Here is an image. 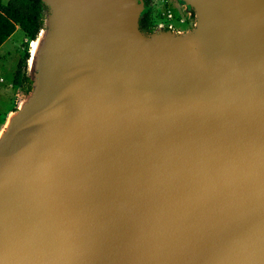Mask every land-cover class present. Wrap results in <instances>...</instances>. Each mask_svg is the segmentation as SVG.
I'll list each match as a JSON object with an SVG mask.
<instances>
[{
    "label": "water",
    "instance_id": "water-1",
    "mask_svg": "<svg viewBox=\"0 0 264 264\" xmlns=\"http://www.w3.org/2000/svg\"><path fill=\"white\" fill-rule=\"evenodd\" d=\"M40 1L0 264H264V0H182L193 28L150 33L142 0Z\"/></svg>",
    "mask_w": 264,
    "mask_h": 264
},
{
    "label": "rangeland",
    "instance_id": "rangeland-1",
    "mask_svg": "<svg viewBox=\"0 0 264 264\" xmlns=\"http://www.w3.org/2000/svg\"><path fill=\"white\" fill-rule=\"evenodd\" d=\"M186 8L188 10L185 13L184 10ZM143 11L150 12L153 25L157 27L156 30H168L167 28L170 26L169 30L172 32H187L194 25V17L191 16L192 12L188 7L184 6L182 0H149V5L143 7L141 13ZM168 12L172 17L169 20L165 18ZM30 44L31 42H27L23 32L17 28L10 38L0 46V132L2 131L3 133L4 130L2 129L7 117L6 115L13 109L12 105L16 109L26 97V94L19 88L12 86V80L17 63L26 48L29 50V57L31 59ZM30 59L27 61L25 74L32 80L34 69L28 65Z\"/></svg>",
    "mask_w": 264,
    "mask_h": 264
},
{
    "label": "trees",
    "instance_id": "trees-1",
    "mask_svg": "<svg viewBox=\"0 0 264 264\" xmlns=\"http://www.w3.org/2000/svg\"><path fill=\"white\" fill-rule=\"evenodd\" d=\"M145 7L149 0H143ZM45 6L40 0H0V46L14 33L16 26L23 32L27 42L34 41L43 27ZM139 30L151 32L154 28L150 12L143 11L139 15ZM27 47V45H26ZM29 50H24L17 63L12 86L19 88L24 94L31 90V81L25 74ZM15 108L10 110L14 111Z\"/></svg>",
    "mask_w": 264,
    "mask_h": 264
},
{
    "label": "bare ground",
    "instance_id": "bare-ground-1",
    "mask_svg": "<svg viewBox=\"0 0 264 264\" xmlns=\"http://www.w3.org/2000/svg\"><path fill=\"white\" fill-rule=\"evenodd\" d=\"M45 39V33L43 31L39 32L36 40L32 41L30 46H31V59H30V63L32 62L33 58L35 57L39 47H40V44L42 41H44ZM31 98V97H30ZM25 98L24 100H22V102L18 105L17 107V113H8L7 114V117H6V120H5V123L3 125V129L5 131V129H8L11 127L12 123L14 122V120L16 118H18L29 106H30V103L32 102L33 98ZM2 135V131L0 132V136Z\"/></svg>",
    "mask_w": 264,
    "mask_h": 264
},
{
    "label": "flooded vegetation",
    "instance_id": "flooded-vegetation-1",
    "mask_svg": "<svg viewBox=\"0 0 264 264\" xmlns=\"http://www.w3.org/2000/svg\"><path fill=\"white\" fill-rule=\"evenodd\" d=\"M142 2H143V0H142ZM143 6L145 7V5L143 4ZM187 8L184 10L185 11V13L187 12ZM191 16H193V15H191ZM156 26H154V28H153V30L151 31V32H153V31H155L156 30ZM162 28V27H161ZM171 27L169 26L167 29L169 30ZM144 32H146V33H150V32H148V31H144Z\"/></svg>",
    "mask_w": 264,
    "mask_h": 264
},
{
    "label": "built area",
    "instance_id": "built-area-1",
    "mask_svg": "<svg viewBox=\"0 0 264 264\" xmlns=\"http://www.w3.org/2000/svg\"><path fill=\"white\" fill-rule=\"evenodd\" d=\"M165 18L168 19V20L172 18L169 12H168L167 15L165 16ZM0 81H1V79H0Z\"/></svg>",
    "mask_w": 264,
    "mask_h": 264
},
{
    "label": "crops",
    "instance_id": "crops-1",
    "mask_svg": "<svg viewBox=\"0 0 264 264\" xmlns=\"http://www.w3.org/2000/svg\"><path fill=\"white\" fill-rule=\"evenodd\" d=\"M17 28H18V27L16 26V29H17ZM15 31H16V30H15ZM15 31H14V32H15ZM8 39H9V38H8ZM8 39H7V40H8ZM0 82H1V81H0ZM12 108H15V106L12 105ZM10 112H11V111H10ZM10 112H8V113H10ZM8 113H7V114H8ZM6 116H7V115H6Z\"/></svg>",
    "mask_w": 264,
    "mask_h": 264
}]
</instances>
